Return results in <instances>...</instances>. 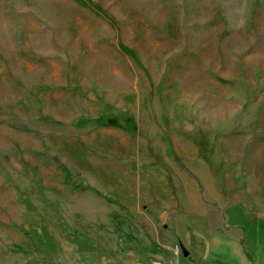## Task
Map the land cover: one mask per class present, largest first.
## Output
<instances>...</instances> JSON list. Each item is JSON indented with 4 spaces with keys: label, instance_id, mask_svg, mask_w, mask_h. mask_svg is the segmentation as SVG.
<instances>
[{
    "label": "rangeland",
    "instance_id": "1",
    "mask_svg": "<svg viewBox=\"0 0 264 264\" xmlns=\"http://www.w3.org/2000/svg\"><path fill=\"white\" fill-rule=\"evenodd\" d=\"M90 3L116 25L0 0V264H191L229 212L264 231V0Z\"/></svg>",
    "mask_w": 264,
    "mask_h": 264
},
{
    "label": "crops",
    "instance_id": "2",
    "mask_svg": "<svg viewBox=\"0 0 264 264\" xmlns=\"http://www.w3.org/2000/svg\"><path fill=\"white\" fill-rule=\"evenodd\" d=\"M239 217L238 212H229V233H222V235H217L208 246V254L206 256L205 252L199 254L197 258H194L191 264H229L234 262V264H264V242L260 243V235L264 233L261 229L248 230L245 226H238L240 224L231 225L232 218L236 219ZM228 229V230H229ZM253 234V237L249 235ZM258 235V237H257ZM250 250L259 251L257 260H252L250 258ZM262 251V252H261Z\"/></svg>",
    "mask_w": 264,
    "mask_h": 264
},
{
    "label": "trees",
    "instance_id": "3",
    "mask_svg": "<svg viewBox=\"0 0 264 264\" xmlns=\"http://www.w3.org/2000/svg\"><path fill=\"white\" fill-rule=\"evenodd\" d=\"M84 2L86 3H88V6L90 7V8H92L97 14H99L100 16H103V17H105L107 20H109V22L112 24V25H116V22H115V20H114V18H113V16L110 14V13H108L107 11H105L101 6H98V5H94V4H92V3H90V0H84ZM120 47H121V49L124 51V52H126L127 54H129L130 56H132L135 60H137L138 62H139V60H138V57H137V55L130 49V48H128L127 46H125L123 43H121L120 42ZM177 159V158H176ZM178 160V159H177Z\"/></svg>",
    "mask_w": 264,
    "mask_h": 264
}]
</instances>
